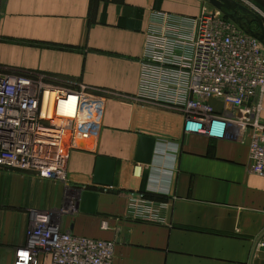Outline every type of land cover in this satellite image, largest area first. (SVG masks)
<instances>
[{
  "label": "crops",
  "instance_id": "crops-1",
  "mask_svg": "<svg viewBox=\"0 0 264 264\" xmlns=\"http://www.w3.org/2000/svg\"><path fill=\"white\" fill-rule=\"evenodd\" d=\"M201 5L199 0H0V65L42 74L55 84H80L103 98L96 133L66 142L67 182L0 168L3 208L23 207L29 222L48 212L63 230L112 241V264H264V177L248 168L247 140L235 138L232 128L219 140L184 133L182 114L136 98L150 12L189 19ZM254 21L264 33L259 19ZM256 99L249 101L260 106L253 117L264 122V101ZM210 103L220 110L219 100ZM140 136L155 139L149 164L134 160ZM97 157L115 161L111 187L92 183ZM69 184L73 204L63 208L59 221L54 212H60L59 199ZM84 190L97 194L94 213L79 209ZM130 190L166 203L160 222L130 216ZM1 211L0 227H13ZM25 242L24 229L6 234L9 264L14 248Z\"/></svg>",
  "mask_w": 264,
  "mask_h": 264
},
{
  "label": "built area",
  "instance_id": "built-area-1",
  "mask_svg": "<svg viewBox=\"0 0 264 264\" xmlns=\"http://www.w3.org/2000/svg\"><path fill=\"white\" fill-rule=\"evenodd\" d=\"M149 16L136 98L182 114L184 133L219 140L232 128L248 142L249 170L264 177V122L253 117L260 106L249 104L264 95V44L218 10L202 8L189 19L162 10ZM102 109L103 98L83 85L0 71V168L65 181L67 140L96 133ZM127 200L133 219L160 222L166 203L137 190ZM113 253L112 241L63 230L43 212L31 220L11 264H112Z\"/></svg>",
  "mask_w": 264,
  "mask_h": 264
},
{
  "label": "rangeland",
  "instance_id": "rangeland-1",
  "mask_svg": "<svg viewBox=\"0 0 264 264\" xmlns=\"http://www.w3.org/2000/svg\"><path fill=\"white\" fill-rule=\"evenodd\" d=\"M199 1L202 3L201 10H202V8H208L210 10H218L220 12V14L223 15L226 19L231 20V21L235 22L236 24L241 25L242 27L244 26V28H247V26H248L249 29H252L255 31L257 30L258 32H260L259 31L260 30L259 24L257 25L256 22L253 20H252L253 22H250V20H251L250 15L253 14L252 15V16H254L253 19L258 18L260 23L262 24L263 29H264V25H263V23H264V20H263L264 0H199ZM261 32H263V31H261ZM20 70H26V69L17 68L14 66L0 65V71H2V72L8 71L9 73H14V72H19ZM255 101H256V103L258 101L262 103L264 101V95L262 97H257V99ZM20 173L27 175V176H33L27 172H20ZM67 180L68 179H67V170H66V179H65V181H62V180L61 181L63 183H66ZM56 181H60V180H55L53 182L55 184L62 183V182H56ZM66 186H67L66 189H64V190H66V194L63 196V198L61 196L59 199V200H61L60 205L62 203L61 210H60V212H54L56 216H59V218L57 217L59 219V221L62 220L61 211L63 210V208L67 207V205L69 206V205L73 204V201H72L73 191H72V189L74 188V186L71 184L66 185ZM22 208L15 207L12 205L6 206L5 208H3V203L0 201V215H2L1 209L6 210V214L9 218L8 223H11L13 225V227H11V228L8 227L7 229H6V227H0L1 228L0 229V264H9V258L11 257L10 255H11L12 248L8 244L4 243L5 238H6V234H11L12 236H15L16 234H20V232L23 231V229H24V233H25L29 227V224H30V222L28 220L29 213L27 212V210H24ZM57 208H58V206H57ZM22 214L24 215V218L20 217L17 219V216L22 215ZM13 216H15V219ZM10 217H12V219H10ZM14 220H16L15 221L16 223H14ZM26 220H28V221L26 222ZM8 239H9V235H8Z\"/></svg>",
  "mask_w": 264,
  "mask_h": 264
},
{
  "label": "water",
  "instance_id": "water-1",
  "mask_svg": "<svg viewBox=\"0 0 264 264\" xmlns=\"http://www.w3.org/2000/svg\"><path fill=\"white\" fill-rule=\"evenodd\" d=\"M264 44V33L256 35ZM155 139L152 137L140 136L135 151L134 160L139 163L149 164L154 151ZM115 172V161L105 157H97L96 165L92 177L94 185L111 187L113 185ZM97 194L91 191H82L80 201V211L86 213L95 212ZM264 233L261 235V237ZM260 237V238H261Z\"/></svg>",
  "mask_w": 264,
  "mask_h": 264
},
{
  "label": "trees",
  "instance_id": "trees-1",
  "mask_svg": "<svg viewBox=\"0 0 264 264\" xmlns=\"http://www.w3.org/2000/svg\"><path fill=\"white\" fill-rule=\"evenodd\" d=\"M253 17H254V16L250 15V19L254 21Z\"/></svg>",
  "mask_w": 264,
  "mask_h": 264
}]
</instances>
